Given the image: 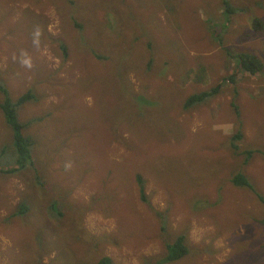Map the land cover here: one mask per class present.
<instances>
[{
	"label": "rangeland",
	"instance_id": "374dc122",
	"mask_svg": "<svg viewBox=\"0 0 264 264\" xmlns=\"http://www.w3.org/2000/svg\"><path fill=\"white\" fill-rule=\"evenodd\" d=\"M137 1L0 0V79L15 95L29 88L38 93V99L23 108L22 118L30 122L27 131L35 137L39 151L46 140L57 141L56 126L64 122L54 123L42 118L51 110L53 101L68 96L64 89L54 94L53 84L73 81L77 87L78 83L84 87L92 82L98 87V98H104L110 81L91 79L88 82L87 78L95 71L92 62L100 60L95 52L111 53L108 47L119 51L117 65L110 64V79L119 82V87L114 86V94L119 98L112 102L115 107L131 96L134 85H129L127 73L131 71L129 80L139 89L140 83L145 82L141 74L143 68L147 74H169L168 83L163 82L164 86L155 91L157 102L143 94L136 96L142 106L159 104L158 118L166 112L175 118L177 112L173 106L177 102L195 91L223 84V91L216 99L194 106L190 112H182L180 128L173 131L169 116L171 124L168 123L166 129L158 125L157 132L162 137L156 141L157 149L168 147L179 158L162 162L151 157L143 161L148 155L146 151L138 153L117 142L109 145L112 160L129 161L134 165L143 162L159 179L169 181L168 194L167 189L147 177L146 193L159 210L167 209L171 201L176 202L173 225L178 229L189 224L191 252L181 260L165 262L167 250L161 239L162 220L144 205L139 185L132 183L123 189L117 172L108 175L103 185L104 174H90L78 163L70 169L65 166L66 172H63L61 165L68 159L64 152L53 162L62 169V183L74 177L67 185L77 184L71 195L73 206L78 210L86 206L84 215L78 213L71 219L67 215L68 220H57L58 212L49 205L45 193L34 194L40 189L34 186L33 168L20 171L19 175H0V264H94L101 255L112 257L117 264H146L149 258L156 264H264V227L253 224L257 223L256 219L264 223V201H258L260 195L224 180L233 166L222 151L216 157H209L206 163L191 162L183 157L184 148L177 140L181 131L187 139L186 146H190L199 130L207 127L216 136L219 133L233 135L239 123L245 124V133L250 135L253 122L259 119L264 122V70L260 76L244 75L236 69L239 58L232 55L246 52L264 60V28L257 30L254 25L258 16L264 21V0H232L234 11L228 16L222 0H189L187 3V0H147L146 4ZM223 11L230 20L234 17L227 29L220 27L224 21ZM91 19L98 21L95 29L97 34L101 32L99 41L93 38ZM159 25L167 33H159L152 42L155 59L148 70L147 52L135 37ZM82 26L88 28L84 30ZM112 33H120L117 37L120 40L110 38ZM83 37L90 39L89 45V39ZM62 41L72 53L66 61L59 55ZM122 56L124 59L120 58ZM166 65L171 66L164 70ZM193 73L204 81L190 77ZM230 76H234V82L224 80ZM159 78L162 80L161 76ZM81 98L89 106L97 105L95 91L85 90ZM74 100L76 108L78 103ZM233 102L239 103V114ZM109 109L105 101L98 107V110ZM59 112L62 111L55 110L54 115ZM93 115L98 117V114ZM61 131L69 143V133ZM71 134L75 136L76 132ZM7 139L8 130L0 116V147ZM197 146L203 153L212 154L211 143L202 142ZM154 150L156 148L150 146V151ZM156 154L157 151L153 153ZM37 165L41 167L38 162ZM246 168L248 174L264 186L263 156L259 155ZM195 172L204 183L210 182L208 188L215 198L213 201L219 199L220 205L207 201L201 208V201H193L194 209L188 203L190 200L176 195L193 192L190 184ZM42 177L49 194L61 193V186ZM218 189H222L223 194ZM24 197L34 208L29 218L3 222L10 206ZM134 224L137 228H133Z\"/></svg>",
	"mask_w": 264,
	"mask_h": 264
},
{
	"label": "trees",
	"instance_id": "16d2710c",
	"mask_svg": "<svg viewBox=\"0 0 264 264\" xmlns=\"http://www.w3.org/2000/svg\"><path fill=\"white\" fill-rule=\"evenodd\" d=\"M133 1L138 2L137 0ZM142 1L145 3L147 0ZM188 1L189 0H187L186 3ZM37 2L39 3V0H37ZM222 5L224 9L226 8L225 13L227 16L234 11L232 8V0H222ZM225 13L223 11L224 21L223 24H220V27L223 29H227L228 26L232 24L234 18L232 17V20H230ZM97 22L98 21L96 19H94V21H92V19L89 21L90 27L93 30V38L99 41L98 38H101V32L98 34L96 32L95 24ZM100 23L102 26V22L99 21V24ZM254 25L257 30H262L264 28L263 19L259 16L256 17L254 19ZM82 27L84 30L88 28L84 26ZM151 29L152 28L148 31L147 28V30H144V35H137V37H135L136 40L142 42L143 48L147 52V56L145 58L149 61L148 70L152 68V64L150 62L155 59V44L152 42L157 39V35L159 33H167L160 25L153 28L154 30ZM119 35L121 34L112 33V36L109 37L115 40H120L117 38ZM83 38L89 39L88 37ZM89 42L90 39L88 41V45ZM120 42L117 46H119ZM61 44L63 45L59 55L64 61H66L72 53L69 51L67 44H64L63 41ZM108 50L111 53L98 54L95 52L96 56L100 60L96 63L92 62V66L95 68V71L89 78H87L89 79L88 82H90L91 79H106L110 81V86L105 90L106 95L104 98H98L96 90L98 87L92 82L88 85L85 84L86 86L84 87L79 83L77 84L79 87H77L73 81L68 83L53 84L54 94L58 93L60 89H64L68 96L66 98H60V101H53V104L50 107L51 110L49 113L44 114L42 118L51 119L54 123L62 120L64 122H59L58 127L56 126L55 132L58 133L56 135L57 141L54 140L52 142L50 140H46V144L41 147L40 151L38 149L36 150L37 144H35V137L27 131L30 122L28 120H23L21 116L22 107L31 100H37L38 93L32 88H29L26 89L23 94H20L19 97L14 98L9 90V86L3 79H0V92L2 93V99L0 101V116L4 126L8 130V134L12 135V139L8 143H3L0 147V175L11 176L19 174L20 171H29L33 168L35 178L44 176L53 180L55 184L62 187L60 194H49L45 188L44 179L43 184L39 183V185L41 186L42 191H44L49 205L58 212L56 219L66 221L68 220L67 215L70 216V219L78 213H83L84 215L86 206L80 207L79 210L74 209V200L71 195H73L72 192L77 184H74V187H72V185H67V183L74 179V177H68V179H65L64 183L60 181V178H62L64 174L62 173V169L59 170L58 167L55 166V163L53 162L54 158L62 156L65 152V155H68V159L65 160L63 166L61 165L63 172H66L64 168L65 166H67V169H70L72 168V165H77L78 163L82 165L86 172L90 174H104L105 176L101 179L103 185L107 183L108 178L106 180L105 178L108 175H112L117 172V176L120 179V184H122L123 189L128 188L132 183H137V185H139L140 195L144 201V205L148 206L149 211L155 213L162 220L161 239L167 250L164 255V261L171 263L173 261L181 260L183 257L189 255L192 250L189 238V224L180 226L177 229V226L173 225L172 219L173 215L176 213L173 208L176 202L171 201L170 206L167 209L159 210L152 204V202H150V196L146 193L145 189L148 181L147 177H149L155 185L159 187L162 186L167 189L169 194V181L166 179H159L155 171L152 168L145 167L143 162L139 165H134L129 161L112 160L109 149V145L111 143L117 142L124 148L133 149L138 153L146 151L148 155L143 161L151 157H155V160L162 162H170L179 158V155L172 153L168 147L157 149L159 145L156 141L162 137L157 132V128L158 125H160L166 129L168 123L171 124L168 118L169 112L162 113L161 117L158 118L159 113H161V109L158 107L159 104L156 106H142L136 99L138 94H143L145 96H149L157 102L155 98V91L159 87L164 86L163 82L168 83L169 74L159 72V76L162 77L161 80L156 74H147L146 69L143 68L141 74L145 82L140 83V88L138 89L135 83L132 80H129V76L131 74V71H129L127 73L128 83L129 85H134L131 89V96L129 98L126 97L123 104L115 107L112 105V102L117 101L119 98H117L114 94V86L119 87V82L110 79L112 71L110 64L114 62L115 65H117V55L119 54V51L114 50L111 47H108ZM232 55L235 59V56L239 58V60L236 59V62L238 61L236 64L237 71L242 72L247 76L262 75L261 73L264 70V60H261L259 56L246 52H239ZM120 58L124 59L123 56ZM103 59H106L107 61L104 62ZM170 66H164V70ZM190 77L195 80L204 81V78H202L199 74L193 73ZM227 79L230 82H234V76L224 78L226 82ZM63 84L65 85L64 87H62ZM145 84L146 87L144 86ZM222 86L223 84L218 83L209 88L195 91L194 94L186 97L180 102H177L173 106L177 115L175 118L169 116L173 122V131L176 127L180 128L179 117L183 111L190 112L192 111L189 110L190 108L194 106L198 107L216 99L223 91ZM85 90L95 91V97L97 98L96 106H89L83 103L81 97L83 95V91ZM74 99H76L78 103V107L76 108L73 107L75 103ZM102 101L108 102L110 107L109 110H98ZM233 104L235 106V111L239 114V103L233 102ZM55 110L62 112L54 115ZM93 114H98V117H95ZM36 119H41V117H36ZM261 121L262 120L259 119V122H253L250 135L245 133V124L239 123L237 124L239 126L236 128V132H234L233 135L219 133L218 136H216L214 135V132L211 131L210 127H207L199 130L196 138L194 139L195 142L192 143L190 141V146H186L187 139L181 131L177 136V140L182 143L184 148L183 157L191 162L206 163L209 161V157H216L218 152L222 151V153H224L231 161L233 166L226 174V178H224V180H227L231 185L233 184L237 187L243 188V190H246L248 193L252 192L253 194L260 195L258 201H264V186L256 182L255 179L248 174L246 168L247 164L254 162L259 155H262L264 158V122L262 121L261 125ZM61 124L63 125L61 126ZM253 127H255V129H253ZM61 129L65 130L66 133H69V143H67L66 135L61 131ZM72 131L76 132L75 136L71 134ZM202 142L211 143L210 149L212 154L208 155L199 150L197 145ZM150 146H154L156 150L150 151ZM44 151L49 152L48 154H44ZM156 151L157 154L153 155ZM37 162L41 164V167L37 165ZM249 169L252 170L251 168ZM200 179L201 178L197 176L195 172L190 184L193 192L187 195L183 192H178L176 195L184 200H190L188 203L194 209L195 206L193 205V201H201V208L206 206L207 201H212L211 203L215 206L220 205L219 199L213 201L215 198L213 197V193L208 188L210 182L204 183L201 179L202 183H200ZM218 190L223 194L222 189ZM217 195H219V193H217ZM7 198L8 195L5 194V199ZM59 205H61V207ZM262 206H264V204ZM67 210L74 211V213L70 214ZM33 212L34 208L31 204L23 199L10 206L9 214L3 217V222L9 223L17 218L26 219L29 218L30 214ZM210 214H212V212ZM256 222L257 223H253L256 227L262 224L264 227V223H258L260 222L259 219H256ZM186 223H189V221H186ZM133 228H137V225L134 224ZM205 250L208 252V249ZM153 260L154 259L149 258L146 261V264H156ZM94 264L117 263L112 257L108 255H101V258L96 260V263Z\"/></svg>",
	"mask_w": 264,
	"mask_h": 264
},
{
	"label": "clouds",
	"instance_id": "9594fccd",
	"mask_svg": "<svg viewBox=\"0 0 264 264\" xmlns=\"http://www.w3.org/2000/svg\"><path fill=\"white\" fill-rule=\"evenodd\" d=\"M9 90H10V89H9ZM10 92H11V94H12V96H13L14 98H17V97L20 96V94H23V93L25 92V90L22 91V92H20V93L17 94V95L13 94L11 90H10ZM1 99H2V93L0 92V101H1ZM33 101H34V100H31V101L27 102V103L22 107V109H21V116H22V110H23V108H24L27 104H29V103H31V102H33ZM0 111H1V108H0ZM11 139H12V135L8 134V139H7L6 143H8ZM14 175H15V174H14ZM17 175H19V174H17ZM12 176H13V175H12ZM33 180H34V186H35V187H39V189H40V190L35 191L34 194L37 195L39 192H44V191H42L41 186L39 185V183H42V184H43V177L35 178V177H34V174H33ZM23 199L27 200L26 197H24ZM59 206L61 207V205H59Z\"/></svg>",
	"mask_w": 264,
	"mask_h": 264
},
{
	"label": "bare ground",
	"instance_id": "6f19581e",
	"mask_svg": "<svg viewBox=\"0 0 264 264\" xmlns=\"http://www.w3.org/2000/svg\"><path fill=\"white\" fill-rule=\"evenodd\" d=\"M235 98H236V97H235ZM235 100H236V99H235ZM235 100H234V101H235ZM89 165H90V164H89ZM92 165H94V164H92ZM30 171H31V170H30Z\"/></svg>",
	"mask_w": 264,
	"mask_h": 264
}]
</instances>
